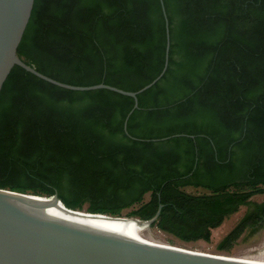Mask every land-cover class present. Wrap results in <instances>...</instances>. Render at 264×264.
I'll list each match as a JSON object with an SVG mask.
<instances>
[{
    "label": "trees",
    "instance_id": "16d2710c",
    "mask_svg": "<svg viewBox=\"0 0 264 264\" xmlns=\"http://www.w3.org/2000/svg\"><path fill=\"white\" fill-rule=\"evenodd\" d=\"M163 2L169 66L138 95L127 133L133 98L14 67L0 94V189L157 216L152 228L185 243L211 242L245 208L216 246L230 252L264 229L253 200L264 194V0ZM166 44L160 0H35L18 56L68 85L137 92L162 72Z\"/></svg>",
    "mask_w": 264,
    "mask_h": 264
},
{
    "label": "water",
    "instance_id": "95a60500",
    "mask_svg": "<svg viewBox=\"0 0 264 264\" xmlns=\"http://www.w3.org/2000/svg\"><path fill=\"white\" fill-rule=\"evenodd\" d=\"M160 1L167 39L163 70L144 88L129 92L106 84L86 87L68 85L24 63L18 56V48L29 24L35 0H0V94L15 66L67 90L113 91L134 99L133 109L124 122L127 133L128 121L139 108L138 95L153 87L169 66V19L163 0ZM87 216L127 219L69 209L57 193L47 198L0 189V264H264V242L258 250L250 252L243 262L232 258L242 243L262 238L264 229L253 236L246 233L230 252H220L216 246L222 236L212 235L209 243H185L152 228L157 216L149 221L132 218L137 222L116 227L90 222ZM139 223H146L155 229L159 239L169 245L130 238V229Z\"/></svg>",
    "mask_w": 264,
    "mask_h": 264
},
{
    "label": "rangeland",
    "instance_id": "374dc122",
    "mask_svg": "<svg viewBox=\"0 0 264 264\" xmlns=\"http://www.w3.org/2000/svg\"><path fill=\"white\" fill-rule=\"evenodd\" d=\"M186 190L190 193H201L202 192V190H196L193 188H187ZM149 198H150V195L149 194L146 195L145 201H148ZM253 200L256 202L264 201V194L255 196L253 198ZM87 207H88V205H85L84 211H86ZM130 211H131V209L125 211L124 214L126 215ZM245 211H246L245 208H241L238 213H236V214L232 215L230 218H228L221 227L213 230L212 235L224 237L229 231H231L235 227V225L238 223L240 218L244 215ZM143 235L152 241L160 242V243H166L163 240L159 239L157 231L155 229H151L150 227H148V229H146L143 232ZM263 242H264V235L262 238L242 243L240 245L239 251L233 257H247L250 252L258 250Z\"/></svg>",
    "mask_w": 264,
    "mask_h": 264
},
{
    "label": "bare ground",
    "instance_id": "6f19581e",
    "mask_svg": "<svg viewBox=\"0 0 264 264\" xmlns=\"http://www.w3.org/2000/svg\"><path fill=\"white\" fill-rule=\"evenodd\" d=\"M60 207L63 208L62 205H60ZM87 217H89V218H87V220L90 222L109 226V227L122 226V225L137 222L135 219H132V218H127V219H114L113 218V219H110V218H93L90 216H87ZM146 229H148V225L146 223H139L138 225H136L135 227L130 229V238H132L134 240L143 241L145 243L151 242V243L162 244V245L166 244V243L155 242V241H152V240L146 238L143 235V232ZM166 245H169V244H166ZM232 258H234L236 261L243 262L246 257H232Z\"/></svg>",
    "mask_w": 264,
    "mask_h": 264
}]
</instances>
